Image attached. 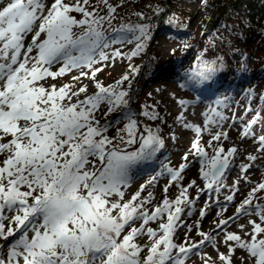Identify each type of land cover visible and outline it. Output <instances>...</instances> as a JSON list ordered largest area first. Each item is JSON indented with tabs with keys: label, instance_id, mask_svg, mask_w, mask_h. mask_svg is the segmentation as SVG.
<instances>
[{
	"label": "snow or ice",
	"instance_id": "obj_1",
	"mask_svg": "<svg viewBox=\"0 0 264 264\" xmlns=\"http://www.w3.org/2000/svg\"><path fill=\"white\" fill-rule=\"evenodd\" d=\"M104 9L106 14L101 15ZM116 13L117 7L109 0H97L95 4L91 0H52L50 5L47 0H0V141L10 137L0 142V156L4 157L0 161V240L4 242L0 244V264H186L188 253L213 240L200 232L203 239L199 244L174 243L183 213L181 205L188 202L187 188H182L174 201L165 196L151 209L152 194L141 197L147 185H141L125 200L131 170L152 160L163 144L158 129L141 130L134 113L121 111L128 105V93L122 85L129 81V75L115 86L96 81L97 91L79 98L87 93V85L76 87L82 84V77L95 80L97 73L109 66L107 62L131 60L143 53L151 40L149 24L114 27ZM137 15L145 18L143 13ZM29 34L32 40L26 45ZM132 43L135 47L129 53L113 47ZM56 64L61 66L52 71ZM201 64V70L193 71L190 80L204 83L217 70L214 61ZM130 67L132 72L139 71L134 65ZM73 70L79 72L72 77L73 83L60 87L41 83ZM215 103L219 106L222 101ZM102 104L108 106L106 116L120 111L126 121L116 137H109L107 132L119 117L106 125L96 118ZM211 113L219 121L227 119L216 108ZM142 114L149 120L160 118L147 106ZM205 116L206 126L219 123L208 113ZM255 123L253 119L245 126V137L252 135ZM196 131L202 129L197 127ZM208 131L214 141L227 139L226 132ZM259 143V151L264 152V136L259 137ZM134 145L138 147L127 150ZM208 146L213 147L211 141ZM191 150L202 165L200 171L208 189L223 182L229 157L237 153L232 147L222 156L225 149L219 146L209 155L198 139ZM186 166L169 168L171 180L179 183ZM155 180L153 176L148 184ZM164 191L167 193L168 186ZM261 191L264 183L253 187L237 216L229 218L235 220L241 213L251 215L249 210L255 209L261 222L249 221L252 231L245 235L251 239L243 240L235 233L225 235L229 253L235 252L229 242H235L255 258L254 264H264V205L253 204ZM226 199L232 201L234 195ZM155 222L158 230L150 226ZM227 224L228 220L219 221L221 228ZM145 235L149 243L138 244L137 239ZM219 259L231 264V257L224 253Z\"/></svg>",
	"mask_w": 264,
	"mask_h": 264
},
{
	"label": "rangeland",
	"instance_id": "obj_2",
	"mask_svg": "<svg viewBox=\"0 0 264 264\" xmlns=\"http://www.w3.org/2000/svg\"><path fill=\"white\" fill-rule=\"evenodd\" d=\"M153 1L109 0L111 4L117 7V18L113 21V26L119 27L126 23L149 24L147 23L150 19L148 11L158 3H153ZM65 2H71V0H65ZM91 2L95 4L97 0H91ZM205 2L206 0H178L179 6L177 7L180 13H184L183 16H187L203 8ZM47 3L50 5L52 0H47ZM106 11L104 9L100 14L104 15ZM138 13H143L145 18L141 19L137 15ZM73 15L77 19L81 18L80 14L73 13ZM210 16V13L205 15L204 11L200 12L194 22L197 30L192 36L185 33L155 36L151 33V40L147 41L143 53L131 60L117 58L114 62H107L109 66L103 67V70L97 73L95 80L90 77H82V84H76V87L87 85V93L81 94L79 97L84 99L85 95H92L97 91L96 81L101 82L104 86H115L125 74L129 75V81H124L122 88L130 87V92L133 94V100L130 103L131 113L135 114V119L139 122L141 130L146 127L159 126L161 131H158V134L163 144L152 160L142 162L131 170L132 179L130 186L125 189V200L130 199L140 189L141 185H147L141 193V197H147L149 192L152 194L153 202L148 205L151 209L154 205L160 204L165 196L170 201H174L180 195L182 188H187L188 202L181 205L183 213L180 217V226L173 237L174 243L178 245L199 244L203 239L199 235L200 232L210 235L213 240L211 242L205 241L198 248H194L188 253L186 264H204L205 260L208 261V264H227L226 261L219 259L220 253L230 256L231 264H254L255 258H250L246 250L236 247L235 242H229L235 247V252L229 253L228 245L225 243V235L226 233H235L240 235L243 240H250L251 236L245 235L246 232L252 231V225L249 224V221L261 222L259 217L254 214L255 209L249 210L253 213L251 215L241 213L235 220L229 218L237 216L241 202L249 196L252 188L259 183H264V152L259 151V137L264 136V72L256 77L244 76L240 71L243 70V65L241 62H237V67L229 75H225L221 72L219 63H216L217 70L212 74L210 80L197 83L195 80L189 79L193 71L200 69L199 60L202 57L215 58L221 55L233 59L235 51L231 49L233 48L232 45L235 42L237 44L243 42L241 39L229 36L226 24H223L218 32L215 31L206 37L201 36L200 32L204 29L203 24ZM43 38L42 35L41 39ZM250 39L251 42L248 44L250 48L256 52L258 57L264 58V33L256 34ZM31 40L32 36L29 34L25 38V44H30ZM184 41L189 44L192 43L195 46L194 49L181 59L170 62L171 56L174 52L179 51L178 48ZM113 47L129 53L134 49L135 43L114 45ZM111 50L106 51L111 52ZM152 57L158 58L162 66L165 65L157 73L152 72V69L150 70ZM255 63L256 61H251L248 67H254ZM130 65L136 66L139 71L143 69V66H147L149 69L147 73L150 72V75L146 80H135V75L139 71L132 72ZM60 66V64H56L51 70L57 71ZM95 67H102V65ZM84 71H88V69H84ZM76 75H79V72L73 70L63 77H58L55 80L48 78L46 82L42 81L41 83H44L45 87L52 84L60 87L63 84L73 83L72 77ZM132 80L134 83L129 86ZM223 80L227 81L224 82ZM75 99L74 97L73 102ZM218 99L222 101L219 106L215 103ZM180 101L185 103L181 104ZM145 106H147L148 111L157 112L160 118L149 120L145 117L142 114ZM106 107L107 104H102L99 110ZM212 108H216L227 119L219 121V118L214 117V114L211 113ZM205 113H208L209 117L214 118L219 123L206 126ZM199 115L201 116L199 117ZM253 119H256V123L252 125V135L245 137L243 130L248 122ZM116 120L117 118H115ZM125 122L124 118L120 116L119 125L122 126ZM197 127L202 129L200 133L196 131ZM117 128L118 126L115 127V129ZM209 128L212 132H226L227 139L222 137L220 142L212 140L208 131ZM7 139L10 137L0 142H6ZM197 139L209 155L213 154L214 147L222 146L225 149V153L221 154L222 156L232 147L237 148L235 156L229 157L230 165L222 178L223 182L219 185L214 184L212 189L207 188L208 181L202 178L200 171L202 165L191 150L192 144ZM210 141L213 147L208 146ZM135 147L138 145L127 150L132 151ZM186 154L187 160L184 159ZM250 156L258 158L255 165L261 169L259 174L251 177L248 176L250 175L249 167L246 171L243 170L245 166L250 164ZM3 158L0 156V161ZM181 165L187 166L181 173L182 179L176 183L171 180L168 169L179 170ZM232 175H237L233 181L230 179ZM153 176L156 177V180L152 184H148ZM193 181L195 184H192ZM190 184L192 186L188 187ZM166 186H168L167 193L164 191ZM237 188L238 191H236ZM229 195H234L232 201L226 199ZM256 196L257 199L253 200V204L264 205V191L258 192ZM202 211L204 215H201ZM221 220H228V224L223 228L219 226ZM240 225H245V228L241 229ZM137 226L139 225L137 224ZM150 226L158 230V222L150 223ZM136 242L141 245L147 244L149 238L145 235L139 237ZM2 243L4 242L0 240V244ZM146 252L147 250L142 255H145Z\"/></svg>",
	"mask_w": 264,
	"mask_h": 264
},
{
	"label": "trees",
	"instance_id": "obj_3",
	"mask_svg": "<svg viewBox=\"0 0 264 264\" xmlns=\"http://www.w3.org/2000/svg\"><path fill=\"white\" fill-rule=\"evenodd\" d=\"M151 2L152 0H148ZM206 0L203 10H198L195 13H190L187 16H183L180 13L178 0H154L153 3L158 2L156 5L151 7L149 12V21L147 23L151 26V33L155 36L167 35V34H182L185 33L188 36H192L196 32L194 22L196 21L200 12L204 11V14H211L209 19L203 24L204 29L201 30L200 34L203 37L211 35L215 31L218 32L223 24H226L227 31L231 38H238L243 40L242 44L234 43L231 48L235 51L234 58H225L221 55L215 58H206L202 57L199 60V67L202 68V61L215 62L219 63L221 72L229 75V73L236 68V63L241 62L243 65V70H240L244 76H258L260 73L264 72V58L258 57L256 52L250 48V42L252 37L256 34L264 33V0ZM159 9L160 11H157ZM189 40V38H187ZM245 45V46H244ZM195 47L192 43L189 44L187 41H184L178 52H174L171 56V61L181 59L190 53V50ZM251 61H256L254 67H248ZM150 63V70L152 72L161 71L165 65H161V62L158 58L152 57ZM149 69L147 66H143L136 76L135 80L144 79L146 80L150 75V72L147 73ZM134 81L130 82L129 86H132ZM130 87L123 88L127 91L128 96V105L126 108L121 111L132 112L131 101L133 100V94L130 92ZM132 89V87H131ZM108 110V106L97 112L96 118L100 121L101 125L109 124L112 121H115V118L120 117V111L112 112L109 115H105ZM115 129V127H117ZM118 124L112 123L108 128L107 135L109 137H116L117 130L123 128ZM113 128V129H112ZM148 128V127H146ZM153 131L157 129L161 131L160 127L151 128ZM160 136V135H159Z\"/></svg>",
	"mask_w": 264,
	"mask_h": 264
},
{
	"label": "bare ground",
	"instance_id": "obj_4",
	"mask_svg": "<svg viewBox=\"0 0 264 264\" xmlns=\"http://www.w3.org/2000/svg\"><path fill=\"white\" fill-rule=\"evenodd\" d=\"M252 113L254 112V111H251ZM201 115H199V117H200ZM195 121V120H194ZM235 122L236 123H238V121L237 120H235ZM195 123V122H194ZM252 129H253V127H251V132H252ZM258 160V158L256 159V160H250V166L251 167H249L250 168V170L248 171L249 173H250V175H248V176H253V175H257V174H259L258 172L261 170V169H259L256 165H255V161H257ZM237 165H239V163H237ZM240 166V165H239ZM231 178V180L233 181L236 177H237V175H232V176H230Z\"/></svg>",
	"mask_w": 264,
	"mask_h": 264
},
{
	"label": "water",
	"instance_id": "obj_5",
	"mask_svg": "<svg viewBox=\"0 0 264 264\" xmlns=\"http://www.w3.org/2000/svg\"><path fill=\"white\" fill-rule=\"evenodd\" d=\"M225 173H226V171H225ZM225 173H224V175H225ZM222 178H223V177H222ZM222 178H221V179H222Z\"/></svg>",
	"mask_w": 264,
	"mask_h": 264
}]
</instances>
